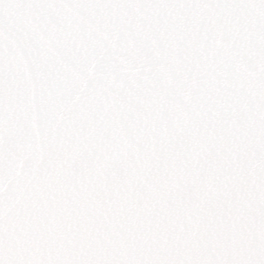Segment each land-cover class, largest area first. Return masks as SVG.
<instances>
[{
  "label": "snow or ice",
  "instance_id": "1",
  "mask_svg": "<svg viewBox=\"0 0 264 264\" xmlns=\"http://www.w3.org/2000/svg\"><path fill=\"white\" fill-rule=\"evenodd\" d=\"M0 264H264V0H0Z\"/></svg>",
  "mask_w": 264,
  "mask_h": 264
}]
</instances>
